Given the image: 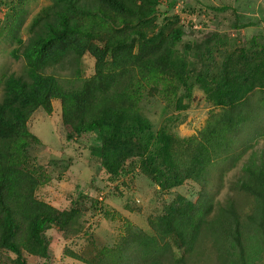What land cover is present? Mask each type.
Wrapping results in <instances>:
<instances>
[{"label": "trees", "instance_id": "16d2710c", "mask_svg": "<svg viewBox=\"0 0 264 264\" xmlns=\"http://www.w3.org/2000/svg\"><path fill=\"white\" fill-rule=\"evenodd\" d=\"M27 1L0 16V38L22 62L19 73L0 80V264H59L53 230L63 257L80 264H264V148L246 156L252 144H243L245 136L264 135V46L212 31L176 48L191 24L185 15L206 11L200 6L227 9L204 1L49 0L26 24ZM241 9H229L230 21ZM86 53L93 65L84 77ZM194 88L212 108L202 129L181 137L175 123ZM144 93L167 103L159 128L141 111ZM53 100L63 142L95 134L79 159H96L111 181L138 165L162 194L148 231L125 220L123 233L102 238L95 232L102 223L83 219L80 195L70 208L38 196L71 165L54 158L38 165L33 154L43 144L28 122L38 109L52 114ZM238 166L239 175L228 177ZM185 186L190 198L177 191ZM87 200L110 219L102 200Z\"/></svg>", "mask_w": 264, "mask_h": 264}, {"label": "rangeland", "instance_id": "374dc122", "mask_svg": "<svg viewBox=\"0 0 264 264\" xmlns=\"http://www.w3.org/2000/svg\"><path fill=\"white\" fill-rule=\"evenodd\" d=\"M197 1H204L205 4H214L222 7L223 5L227 7L221 12L210 9L207 6H200V9L206 11H200L197 14L185 15L183 18V23H191L192 28L188 24L185 25V29L188 33H184V39L178 42L176 48L183 50L185 42L189 41H199L203 39L207 32L218 31L219 34L231 35L234 31L232 27L231 20L232 13L229 9L233 6H243L246 8L244 11L241 9V16L244 17L243 21L252 20V22H258L255 27L254 36H258V39L254 45L264 46V0H189L187 5L195 7ZM16 0H0V16L5 12L6 8L14 5ZM49 0H28L23 7L25 8L26 24L29 22L30 18L44 5L48 4ZM183 6V1L175 6L174 11L181 14L179 11ZM20 8V6H18ZM161 10V8H160ZM199 11V10H198ZM209 14V15H208ZM161 17H159L160 19ZM22 37H25V28L22 29ZM249 34H241V38L248 37ZM252 36V35H251ZM9 44L0 38V80L1 73H19L22 69V62L15 61L9 56ZM84 72L83 76H89L92 73L93 59L89 54H85L82 58ZM2 85L0 83V98L2 95ZM147 85L145 89H147ZM142 102V113L143 115L151 120L156 128H159L169 112L165 110L167 105L166 101L160 96L150 97L144 93ZM53 112L47 115L42 109L36 110L29 122V130L39 138L43 146L37 151L35 150L33 154L36 156V164L38 165H48L50 159H60L62 162L70 160L71 164L65 171L62 177L57 178L55 175L53 180L42 186L38 191V196L43 200L51 203L56 207L70 208L74 201H77L78 196H81L82 201L86 202L84 210V218L90 222H101L97 229H95L96 234L102 238H108L110 236H118L123 233V224L125 220L131 222V224L148 231L149 226L147 224V216L153 215L155 209V201L161 197L158 191L154 189V186L149 183L148 179L143 177L139 173V167L137 165L138 171L132 170L129 164V172L123 174L122 177L117 178L114 181L109 179V176L105 174L104 170L99 167V163L96 159L87 158V156L79 159V150L83 146L87 148L92 145V138L95 139V134H83L81 136L74 137L72 141L66 142L62 140L65 136L64 126H61L60 119V107L59 101L53 100ZM212 106L205 100V94L198 88H194L192 93V100L189 105V109L181 112V119L175 123V130L181 137H188L196 134L200 129H202L207 118L210 115V110ZM165 110V111H164ZM218 109H216L217 111ZM63 130V131H62ZM61 132V134H60ZM243 137L240 135L239 138ZM243 144H252V147L248 148L246 151V156L253 151L260 152L264 148V135L258 139L252 140L251 136L244 137ZM38 152V154H37ZM134 159L129 160L128 163L133 162ZM138 161V160H137ZM126 169V167H125ZM240 166L233 169L228 177L239 175ZM135 172V173H134ZM125 185V186H124ZM227 186V185H226ZM189 187H182L177 191H181L185 196L191 197L190 190H185ZM80 193V194H79ZM228 193L227 188H224L219 196V199L223 201ZM103 198L102 204L104 203L107 212L110 214V219L106 216L99 214L98 209L94 208V205H90L89 200H95L98 198ZM195 194L192 197L195 198ZM84 199H83V198ZM41 199V200H42ZM87 209V206H89ZM126 205L132 206L134 211H128L125 209ZM57 231L54 230L50 232L49 235L52 236L53 240L51 242L52 254L55 256V260L59 264H80L79 262L73 261L72 259L63 257L62 247L64 241H58L55 239Z\"/></svg>", "mask_w": 264, "mask_h": 264}, {"label": "clouds", "instance_id": "9594fccd", "mask_svg": "<svg viewBox=\"0 0 264 264\" xmlns=\"http://www.w3.org/2000/svg\"><path fill=\"white\" fill-rule=\"evenodd\" d=\"M244 17L240 15L239 19L233 23L232 27L234 29V31L231 32V35H227L226 36L231 39L232 41H235L237 44L239 45H246L248 46L250 44V42L255 43L258 39V36H254L255 33V27L258 24V22H252V20H247V21H243ZM252 22V23H250ZM191 27V24H190ZM192 28V27H191ZM255 30V31H254ZM251 32V35L248 37H239L241 36V34H249ZM129 162V161H127ZM137 171V169H136ZM123 176V175H122ZM121 176V177H122ZM98 201L103 200L102 196L101 199L99 200L98 198H96Z\"/></svg>", "mask_w": 264, "mask_h": 264}]
</instances>
